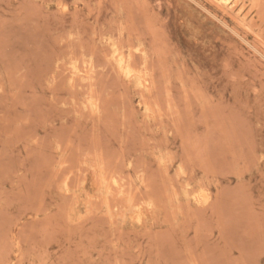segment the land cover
Returning a JSON list of instances; mask_svg holds the SVG:
<instances>
[{
  "label": "rangeland",
  "instance_id": "1",
  "mask_svg": "<svg viewBox=\"0 0 264 264\" xmlns=\"http://www.w3.org/2000/svg\"><path fill=\"white\" fill-rule=\"evenodd\" d=\"M252 1L236 13L0 0V264H264V0ZM102 172L118 180L110 200Z\"/></svg>",
  "mask_w": 264,
  "mask_h": 264
},
{
  "label": "bare ground",
  "instance_id": "2",
  "mask_svg": "<svg viewBox=\"0 0 264 264\" xmlns=\"http://www.w3.org/2000/svg\"><path fill=\"white\" fill-rule=\"evenodd\" d=\"M212 1V0H211ZM222 9H224V10H233V11H238V12H236V13H242V10H243V8L245 7L244 6V4L242 3V0H214ZM251 1V0H250ZM254 1V0H253ZM252 1V2H253ZM253 4V3H252ZM218 6V7H219ZM246 13V12H245ZM211 14V13H210ZM213 14V13H212ZM244 14V13H243ZM214 15V14H213ZM245 16V15H244ZM246 17V16H245ZM223 22H224V20H223ZM227 23V22H226ZM231 27V26H230ZM235 30V29H234ZM110 40H112V38H109ZM108 41V40H107ZM110 41H108V43H109ZM120 42V44H121V41H119ZM117 44V43H116ZM118 47V46H117ZM117 47H114L113 46V54H114V56H115V59H116V62H117V66H118V68H119V70H120V72L125 76V77H127V78H129V80L130 79H135V78H137L138 77V74L135 72V69L133 68V66L131 65V63H130V60L129 59H127L125 56H124V54L122 53V52H119V49H120V47L119 48H117ZM137 48H139V47H136V49ZM141 48H143V47H141ZM112 49V48H111ZM108 52H110L109 50H108ZM107 52V53H108ZM112 52V51H111ZM260 52V51H259ZM143 53V52H142ZM105 54V53H104ZM116 54H118V58H116ZM107 56V58H108V55H106ZM110 56V58H112L113 56L112 55H109ZM92 58V57H91ZM90 58V59H91ZM109 58V61H111V59ZM75 59V58H74ZM84 59V58H83ZM93 59V58H92ZM146 59V58H145ZM72 60H73V58H72ZM132 60V59H131ZM84 61V60H83ZM92 61V60H91ZM90 60H89V63L91 62ZM85 62V61H84ZM135 62V61H134ZM133 61H132V63L133 64H135ZM141 62V61H140ZM147 62V61H146ZM92 63V62H91ZM59 64H61V63H59ZM72 64H74V63H72ZM93 64V63H92ZM91 64V65H92ZM149 64V63H148ZM77 65H79V64H77ZM77 65L76 66H74L75 67V69L77 70ZM82 65V64H81ZM85 65V64H84ZM94 65V64H93ZM58 66V65H57ZM64 66V65H63ZM70 66H71V64H70ZM144 66V65H143ZM77 67V68H76ZM83 67H85V66H83ZM115 67V66H114ZM148 67H149V65H148ZM87 68V67H86ZM140 68H141V66H140ZM143 68L145 69V67H142V70H143ZM71 69H73V67L71 68ZM91 69V68H90ZM90 69H88L89 71H90ZM115 70V69H114ZM68 71V70H67ZM73 71V70H72ZM117 71V70H116ZM143 71H145V70H143ZM75 72V71H74ZM84 72H85V70H84ZM86 72H88V71H86ZM92 73L93 72H90V75H88V76H92ZM140 73H142V71L140 70ZM139 73V74H140ZM144 73V72H143ZM85 74V73H84ZM117 74H119V73H117ZM143 75V74H142ZM78 76V75H77ZM79 77V76H78ZM90 77H88V78H90ZM143 78H144V76H142ZM87 78V79H88ZM95 78H97V77H95ZM94 78V79H95ZM140 78V80L142 79L141 77H139ZM147 78V77H146ZM79 79V78H78ZM86 79V80H87ZM93 79V78H92ZM154 79V78H153ZM89 80V79H88ZM87 80V81H88ZM95 81V80H94ZM150 80L149 79H146L144 82H142V81H138L139 82V85L141 86V87H143V88H148L149 87V84H150V82H149ZM154 81V80H153ZM89 82V81H88ZM91 82V81H90ZM127 82V81H126ZM95 83V82H94ZM149 83V84H148ZM89 85V84H88ZM150 86H151V84H150ZM73 87H74V85H73ZM158 87V86H157ZM126 88V87H125ZM87 90V89H86ZM139 90H140V88H139ZM148 90H151V89H149L148 88ZM89 91H93L92 90V88H90L89 89ZM141 91V90H140ZM95 92H96V90H95ZM152 92V91H151ZM143 93V92H142ZM87 94H89V93H87ZM90 94H92V93H90ZM98 94V93H97ZM96 94V95H97ZM151 94V93H150ZM150 98H151V96H149ZM96 98V97H95ZM98 99H99V97H98ZM97 98L95 99V100H98ZM144 99V98H143ZM87 101H88V98L86 99ZM90 101H93V100H90ZM89 101V102H90ZM144 101V100H143ZM159 101V100H158ZM99 102V101H98ZM140 102V101H139ZM145 102V101H144ZM97 103V102H96ZM86 105L88 104L87 102L85 103ZM141 104V103H140ZM152 105V104H151ZM157 105V104H156ZM89 106H92L93 108H94V103L92 102L91 104H89ZM98 106V105H97ZM102 106V105H101ZM161 106V105H160ZM91 107V108H92ZM155 107H157V106H155ZM159 107V106H158ZM162 107V106H161ZM90 108V109H91ZM98 108V107H97ZM96 108V109H97ZM84 109H88V107L86 108H84ZM95 109V108H94ZM94 109H92V111H94ZM135 109V108H134ZM145 109L147 110V111H150L151 112V108L148 106V105H146L145 106ZM158 110V109H157ZM98 111V110H97ZM97 111H95V112H97ZM135 111V110H134ZM146 111V112H147ZM161 111V110H160ZM163 111V110H162ZM90 113H92L91 112V110H90ZM152 113V112H151ZM94 114V113H93ZM93 114H91V115H93ZM105 114V113H104ZM147 114H149V113H147ZM157 115V114H156ZM147 117L149 118V116L147 115ZM104 118V117H103ZM159 119H162V118H159ZM63 151V150H62ZM104 151V150H103ZM165 151V150H164ZM163 151V152H164ZM94 155L96 154L95 152H92ZM101 153V152H100ZM171 154V153H170ZM86 156H87V153L85 154ZM91 154H90V152H89V156H90ZM153 155V154H152ZM93 156V155H92ZM100 155H98V157H99ZM106 156V155H105ZM156 156V155H155ZM158 156V155H157ZM166 156V155H165ZM66 157V156H65ZM80 157V156H79ZM78 157V158H79ZM64 158V157H63ZM69 158V157H68ZM85 158V157H84ZM162 157H160V160H162L161 159ZM66 159V158H65ZM82 159V158H81ZM80 159V160H81ZM108 159V158H107ZM165 159V158H164ZM69 160V159H68ZM67 159H66V161H68ZM65 160H63V161H61V162H64ZM72 161V160H71ZM98 161H100V160H98ZM58 162V161H57ZM159 162H161V161H159ZM165 162H167V161H165ZM79 163H81V162H79ZM100 164H101V162H99ZM162 163V162H161ZM76 164V163H75ZM78 164V163H77ZM81 164H79V166H80ZM97 165H98V163H97ZM96 165V166H97ZM103 165H107L106 167H108V164H104L103 163ZM54 166V165H53ZM70 167H68V168H70V169H72V170H74V168L72 167V165H69ZM77 166V165H76ZM98 166H100V165H98ZM66 169H67V167L66 166H64ZM82 166H80L79 168H81ZM101 167V166H100ZM100 167H99V169H100ZM65 168H62V169H65ZM59 169H61V168H59ZM76 170H77V168H75ZM94 169V168H93ZM108 169V168H107ZM166 169H168L167 167H166ZM166 169H161V170H166ZM72 170H69V172H73ZM76 170H74L75 172H78V171H76ZM78 170H80V169H78ZM81 170H85V168H81ZM102 170V169H101ZM100 170V171H101ZM110 171V170H109ZM114 172L116 171V169L115 170H113ZM118 171V170H117ZM56 172V171H55ZM74 172V173H75ZM160 172H163V171H160ZM168 172V171H167ZM58 174H59V172H57ZM66 173H67V171H66ZM78 173H80L81 174V172H78ZM78 173H76V175H78L79 176V174ZM93 173H94V170H93ZM70 175H71V173H69ZM120 174H122V173H120ZM68 174H64V176H67ZM72 175H74L75 177H73L72 178V176H70V178L68 179V178H66V179H68V181L69 180H72L73 179V181H74V178H78V179H80V178H82L83 176H85V175H83V176H76L75 174H72ZM100 176L99 177H97V176H95V177H97V179H99L98 181L100 182V192H101V195L104 197V198H102V200H104V199H106L107 200V198H109V200L110 199H112L111 197H108V195H109V193H110V191H109V189H107L105 186H106V184H107V182L109 181V183L110 184H117L118 183V180L115 178V177H111L110 178V180H109V175L107 176L105 173H101V174H99ZM168 175V174H167ZM113 176H115V174L113 175ZM117 176V175H116ZM141 176H142V174H141ZM176 176V175H175ZM69 177V176H68ZM170 176L168 175V178H169ZM126 178V177H125ZM144 178V177H143ZM174 178V177H173ZM85 179V178H84ZM95 179V178H94ZM97 179H95V180H97ZM119 179H121V176H120V178ZM170 179V178H169ZM121 180H124L123 178L121 179ZM144 181H147V179L146 180H144ZM177 181H178V179H177ZM99 182H95V183H99ZM111 182H113V183H111ZM189 182V181H188ZM188 182H187V184L186 185H188L189 186V184H188ZM68 183V182H67ZM70 183V182H69ZM76 183H78L77 181L75 182V183H70V185L71 184H74V186H76V187H78L77 185H76ZM108 183V184H109ZM141 183H143V182H141ZM178 183V182H177ZM181 184H182V181L180 182ZM127 184H129V182L127 183ZM144 184V183H143ZM146 184V183H145ZM144 184V185H145ZM179 184V183H178ZM184 184V183H183ZM97 186L99 185V184H96ZM129 185H132V184H129ZM152 185V184H151ZM168 185V184H167ZM92 186V185H91ZM112 186V185H111ZM121 186V185H120ZM119 186V184H118V186L117 187H120ZM146 186V185H145ZM93 187V186H92ZM114 187V186H113ZM122 187V186H121ZM120 187V188H121ZM130 187V186H129ZM131 187H133V185L131 186ZM130 187V188H131ZM134 187H136V186H134ZM133 187V188H134ZM178 187V186H177ZM182 187H183V185H182ZM202 187V186H201ZM111 188V187H110ZM119 188V189H120ZM148 188V187H147ZM168 188V187H167ZM206 187H204V188H202V191H204L203 189H205ZM114 189H116V187L114 188ZM113 189V190H114ZM153 189V187H151V190ZM207 189V188H206ZM118 189H116V191H117ZM121 190V189H120ZM175 190H176V188H175ZM175 190H173V191H175ZM178 190V189H177ZM195 190H197V189H195ZM208 190V189H207ZM115 191V192H116ZM122 191V190H121ZM129 191H131V190H129ZM143 191V190H142ZM73 192V191H72ZM114 192V193H115ZM126 192V191H125ZM128 192V191H127ZM133 192H135L134 190H133ZM138 192H139V190H138ZM178 192V191H177ZM201 192V191H200ZM144 193V192H143ZM142 193V194H143ZM176 193V192H175ZM74 194V193H73ZM126 194V193H125ZM128 194V193H127ZM171 194L173 195V193L171 192ZM184 194V193H183ZM195 194H197L198 195V193H195ZM70 195H72V194H70ZM75 195H77V193L75 194ZM89 195V194H88ZM87 194H86V196H88ZM132 195H133V193H132ZM137 194H135V196H136ZM179 195V194H178ZM197 195H196V197L194 198V199H196L197 198ZM211 196V193H209L208 194V192L206 193V192H202L201 193V195H199L198 196V200L201 202V203H207L208 201H209V198H210V196ZM91 196V194L88 196V198ZM98 197H99V195H97ZM115 196H116V194H115ZM123 196V195H122ZM119 197V198H123V197ZM148 196V195H147ZM175 196V195H174ZM193 196V195H192ZM113 197V196H112ZM144 197V196H143ZM170 197H171V195H170ZM176 197V196H175ZM178 197V196H177ZM176 197V198H177ZM80 198H82V197H80ZM93 198V197H92ZM114 198V197H113ZM125 198V197H124ZM139 198V197H138ZM74 199H76V198H74ZM95 199V198H94ZM133 199V198H132ZM131 199V200H132ZM135 199V198H134ZM211 199V198H210ZM88 200V199H87ZM86 200V201H87ZM89 200H91V198L89 199ZM97 200V199H96ZM148 200H149V197H148ZM72 201V200H71ZM77 201V199L75 200V202ZM84 201V200H83ZM85 201V202H86ZM93 201V200H92ZM116 201V200H115ZM114 201V202H115ZM132 201H137L136 199L135 200H132ZM98 202H100L99 201V199H98ZM105 202V201H104ZM114 202L113 203H111V204H113L114 205ZM145 202V201H144ZM147 202V201H146ZM194 202V201H193ZM77 204H78V202H76ZM106 204H107V207H108V211L112 208V206H109L108 204L109 203H107V202H105ZM126 203H128V202H126ZM132 203H134V202H132ZM136 203V202H135ZM134 203V204H135ZM173 203V202H172ZM185 203H188L187 201L185 202ZM95 204H96V202H95ZM141 204V203H140ZM174 204H176V203H174ZM183 204V203H182ZM76 205V204H75ZM97 205V204H96ZM98 205H100L101 206V203H98ZM146 205V204H145ZM72 206H74L73 204H72ZM94 206V205H93ZM100 206H97V207H100ZM150 206H151V204H150ZM149 206V207H150ZM155 206V205H154ZM179 206V205H178ZM117 207V206H116ZM176 207H177V205H176ZM183 207V206H182ZM92 208V207H91ZM91 208H89V209H91ZM75 209H77V208H75ZM86 209V208H85ZM175 209V208H174ZM177 209H178V207H177ZM151 210V209H150ZM71 211H73V210H71ZM142 211V209H140L139 210V212H141ZM74 212V211H73ZM93 212H95V210H93ZM149 212V211H148ZM109 213V212H108ZM170 213V212H169ZM139 214H140V216L141 217H143L141 214L142 213H138V215H137V219L139 218V219H141V217L139 216ZM145 214V213H144ZM175 214V213H174ZM183 214V213H182ZM72 215V214H71ZM92 215V214H91ZM100 215H102V214H100ZM106 215H109V214H106ZM86 217H89L90 215H85ZM130 216H132V215H130ZM135 216V215H134ZM110 217V216H109ZM168 217V216H167ZM166 217V219H168ZM68 218H70V217H68ZM144 218V217H143ZM71 220V219H70ZM70 220H68V221H70ZM73 220V219H72ZM77 220H74V222H76ZM80 221H81V219H80ZM113 221H115V219L113 220ZM140 221V220H139ZM168 222H170L171 220H167ZM73 222V221H72ZM172 222V221H171ZM120 229V228H119ZM122 230V229H121ZM117 231H118V229H117ZM123 232V231H122ZM118 238V237H117Z\"/></svg>",
  "mask_w": 264,
  "mask_h": 264
}]
</instances>
